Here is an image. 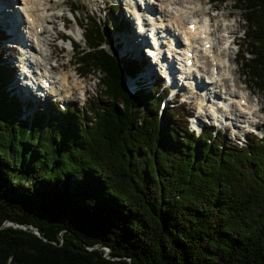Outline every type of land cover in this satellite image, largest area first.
<instances>
[{"label": "trees", "instance_id": "obj_1", "mask_svg": "<svg viewBox=\"0 0 264 264\" xmlns=\"http://www.w3.org/2000/svg\"><path fill=\"white\" fill-rule=\"evenodd\" d=\"M230 1L234 62L264 98V0ZM109 9L77 24L86 49L71 42L78 76H97L84 106L23 117L0 57V264H264V138L190 132L159 79L130 93L138 66L106 49L127 27Z\"/></svg>", "mask_w": 264, "mask_h": 264}, {"label": "rangeland", "instance_id": "obj_2", "mask_svg": "<svg viewBox=\"0 0 264 264\" xmlns=\"http://www.w3.org/2000/svg\"><path fill=\"white\" fill-rule=\"evenodd\" d=\"M11 2L13 4L15 3L14 5H16L19 8L21 0H14V1L11 0ZM37 2L43 3L44 0H37ZM47 2L48 0H45V4H47ZM109 2H119L120 3V7H121L120 10H122L123 13L120 14L119 10L116 9V12L112 13V15L119 18L121 21H125L129 24V27L126 31V35H128V32L130 33L133 30V27L136 26L135 23H138V20H136V17H137L139 20L140 18L146 19V21L142 19L144 22L142 24V27L143 29H145L146 33L149 32V37H150L153 31L160 29L157 27L151 28V24L156 25L159 19H160V22L157 23V25L161 26L163 23H166L162 20V19H165V17H163L164 14L161 13L162 9H165V8L169 9L170 11H173L174 7L178 11H179V8L186 10L187 15H188L186 17L188 21L192 20V18H196L198 21H203L205 18L209 16L211 17L214 16L215 19L217 20L216 21L217 26L215 25L217 28L216 27L211 28L209 37H211L210 40L213 43L212 47L218 50L217 51L218 53L219 52L221 53V51L223 52L222 64L224 65L226 61L225 57L227 55L229 56V60L231 61V62L229 61V64L231 65V69H233V72H234L233 74L234 81L232 80V82H229L228 87H231L233 83H235V85H238V87L242 90V92L248 95L247 98L249 99V103L251 102L250 106L255 107V109L259 110L258 113L253 115L254 117L252 119L253 122L256 123V125L259 128L258 133H256L255 137L258 139H261L262 137H264V124H263L264 98L257 92L255 87H253V84L249 83V81L247 82L246 78H244V76L241 75L242 73L240 71L239 65L235 64L234 62L235 60L234 56L236 54V49L234 45L239 43L240 31L242 30V27L244 25L240 20V17H241L240 13L233 10L232 5H231L232 2L230 0H226V2H224L221 5L215 2H212L210 0L209 1L208 0H176L177 3L175 5H171L170 3L166 5L165 8H164V5L161 6V3L166 2V0H148L150 4L148 6L149 11H147L146 9L145 14L144 13L140 14L141 12L139 13L138 11L141 8H137L136 5H133L131 3V0H103V2L102 0H55V1L51 0L52 4L51 5L47 4L49 11L47 12L42 11L39 14L40 16H42V19H41L42 24H43L42 28H44L46 32L43 33L41 37L38 38V40H33L32 46L35 47L36 51H38L37 53L34 52L36 55L35 54L33 55H34V58L40 63L36 71L44 72L46 75L48 74L51 77V79H53V82H54L53 85L57 88L56 92L54 93L59 94L60 97L55 94H52L51 96L48 97V99L46 98L45 101L40 100L37 103L38 106L44 108V110L48 109L51 103H56V104L58 103L57 105L58 107H60V109H65L69 104H72V103L78 106H84L86 99L88 100L90 99V97L95 96L97 94V88L95 84L97 82L96 80L97 76L95 75V73L93 75H89V76L86 75L84 77L76 75L77 72L75 71L74 69L75 67L73 65L74 49L73 50L70 49L68 45V41L61 43L58 40V38H56V36H58L61 32L60 27L62 23L58 18L55 19L54 17L60 15L63 21L67 23L66 17H69V14L67 13L68 8L71 7V4L76 5L78 9L77 11L73 12L71 17H69L70 22L67 25L68 30L66 29L63 31H65L66 35L71 34L75 38L74 39L75 41H74L72 40L71 37L68 36L69 40L81 46V48L86 49V47L82 46L81 44L82 38L81 39L78 38V36H80V30L77 28L76 24H78L79 22H82L83 19L86 17V14L96 15L99 21L103 23L105 19L104 15L105 14L107 15V13L110 10L109 5L111 3ZM209 2L211 5L210 7H214L216 9L215 11H211L208 9L207 4H209ZM103 3H105L106 6L103 7ZM139 3H141V1H139ZM43 8L44 6L39 5V9H43ZM125 10H127V12H125ZM209 12H211V15L208 14ZM218 25L221 26V29L219 30H218ZM169 26L173 28L171 24ZM19 32L21 34L24 33L25 37H27V40H30V36L28 33H25L26 30H24V28L19 26ZM122 34H123V31L118 34L115 31H113L110 35H107L109 37L108 40L111 43H110V46L106 47V49L112 48L113 46H115L117 42H124L126 44L127 38L123 37ZM225 35H228V36H225ZM232 37H234L233 45H229L228 47H226L225 46L227 45L226 42H228V40ZM29 42L30 41H28L27 43ZM48 43L51 44L50 45L51 47L47 45ZM164 43L166 42L163 41L161 43L160 50H166L167 54H172L170 51L168 52L167 47L164 45ZM29 49L30 48L27 47L26 49L21 50L18 46H13L11 41H7L4 39L1 41V44H0V55H1L0 57L3 63V66L6 67L11 72V77L9 78V80H7L8 89H7V86L5 85L6 90L20 99H22L23 93L19 92V90L20 89L25 90V88L22 87L21 84L22 83L24 84L25 82L29 83L28 76L27 77L22 76L21 71H24L26 72L27 75H29L31 73H29V71L28 72L25 71V68L26 70L33 69V67L31 66L32 57H30L28 54L26 55V52L29 51ZM123 50H124V46L120 47V51H123ZM22 51L25 52L23 56H21ZM121 53L122 52H120V55ZM130 54L132 57L133 52L130 51ZM200 56L201 55L198 53L199 58H201ZM137 59L141 62L142 69L145 71V68L149 65V63L145 61L144 54L139 52V58ZM49 67H51L50 68L51 70L47 71V68ZM153 69L154 70L159 69V66H155L153 67ZM155 75L156 73L153 75L152 79H154ZM69 76L70 78L68 79L69 80L68 84H65V85L61 84L63 83L62 78L69 77ZM143 76L146 79V76L145 75ZM162 76L166 77L167 79V76H165V74H162ZM156 78L161 79L157 75L154 80L155 85L158 83V80H156ZM75 80L78 81L79 83L80 82L84 83V88H83L85 90L84 93H83V90L79 88L78 84L74 83ZM185 81L187 80L185 79L183 80V85L180 84L179 82V85L175 86V90L178 89V92L181 94V98L176 101L178 103L185 101V104H183L182 106L186 114L188 115L193 114L194 116L198 117V125L194 127L195 130L199 129L203 123H206V121L208 123L210 122V124L211 123L213 124L214 122L210 121L209 116L213 114L216 118L217 116L220 117L221 116L220 113H223V111L218 110V113H217L216 107L223 106L227 108V110H229L228 112H230V114H228L227 112L224 113L226 115L228 114L227 115L228 118H226V115H225L226 119L224 120V122L227 124L231 123L232 127L231 129H228V128L225 129V127L221 126L219 131L222 132L229 141L243 142L244 138H243L242 133L244 131L249 132V130H252V128L247 125L249 120L252 121L251 120L252 116H249L248 114L247 116L244 115V117H241V118L239 116H236L235 114L237 113L239 114L238 107L232 108L227 102H225L224 99L222 100L221 98L218 97V95L220 94L219 89L213 88V86H209V85L206 88H211L213 91V94L217 93L216 96L218 98L217 99L209 98L207 102H204L203 104H199L200 103L199 101L202 100L203 94H201V92L193 93L189 91L190 89L188 86H191V84L188 83V81L187 82ZM12 83L14 84V87H15L14 89H13ZM164 84L165 82L162 85ZM212 91L210 93H212ZM64 92H66L67 95ZM235 92L238 93L239 89H236ZM31 95H33V93L30 92V96ZM220 97H222V95H220ZM169 98H170V95H168L167 99L165 100V103H168L167 101L169 100ZM199 105L201 106V108L199 107ZM38 106L36 107V105H34L33 102L32 103L29 102V106H28L29 108L23 109L22 116L25 117L28 113L34 112L35 109L38 108ZM159 107L161 108L162 106L160 105ZM230 120H233V121H230ZM235 125L237 126L233 127ZM190 128H193V126L191 125ZM4 225L9 226V224H5V223L3 224V226Z\"/></svg>", "mask_w": 264, "mask_h": 264}, {"label": "bare ground", "instance_id": "obj_3", "mask_svg": "<svg viewBox=\"0 0 264 264\" xmlns=\"http://www.w3.org/2000/svg\"><path fill=\"white\" fill-rule=\"evenodd\" d=\"M138 1H141V0H138ZM170 3H171V5H175L177 2H176V0H166V2L161 3V6L164 5V8H165V6L170 4ZM14 4L13 3L11 4V0H0V28H2L7 34H9L6 37H4V39L10 38V41L12 42V45H16V46L20 45L18 47H20L21 50L22 49L24 50L27 47L30 48L29 51L26 52V55L28 54L30 57H32V61L34 62L33 69L35 71V69L40 65V63L34 58L33 54L37 53L38 51H36L35 47L32 46V41L33 40H38V38H40L41 35L46 32L44 30V28H42V26H43L42 21H41L42 16H40L39 14L42 11H45V12L49 11V8H48L47 4L51 5L52 3H51V0H48L47 4H45V0H44L43 3H39V2H37V0H21L19 7L21 8L20 11H21V13H22V15L24 17L25 24H26V29H28V34L30 36V40H27V37H25L24 33L21 34L19 32V28L18 27L20 26V24L23 23V21H22L23 18L20 15L19 11L17 10L18 7L16 5H14ZM39 5L40 6H44V8L43 9H39ZM143 5H144V8L147 9V11H149V9L147 8V6L149 5V2L147 1V3H145V4L143 3ZM104 6H106L105 3H103V7ZM173 11H174V13H173ZM173 11H170L169 9H166V8L162 9L161 13H163L164 14L163 17H165V19H162V20L164 22H166V23H163L161 26L157 25V23L160 22V19H159V21L156 23V25L151 24V28H155V27L160 28L159 30L153 31L151 33V35H150L151 39L155 35V37L153 39V43L158 41V39L156 37L158 35L159 39H160L159 45H161V43L163 41H165L166 43H164V45L167 47L168 52L170 51L171 53H173V51H180L179 47H176V45H175V40L180 35L182 37L185 45H187V47L195 49V58H193V63L194 64L198 63L199 66H200L197 69V71H202L203 72L202 66L203 67L209 66V68L211 70L213 69V67L216 69L215 77L211 76V75L209 77L207 75L205 78L209 82V84H208L209 86H213V88L219 89L220 94L218 95V97L220 98V95H223L222 99H224L232 108L239 107V109H238L239 114L237 113L235 115L239 116L240 118L244 117V115L247 114L246 111L248 109V114L250 116H252L251 117V120H252L253 117H254L253 114H255V110H257V109H255V107H251L250 106L251 102L249 103V99L247 98L248 95H246L243 92H240L238 95L235 94L233 89H230L232 86H234V88H236L238 86V85H235V83H233L231 85V87H228V88L226 87V83L232 82L233 74H234L233 69H231V65L229 64V61H230L229 60V56L227 55L225 57L226 61H225L224 65H223L222 64L223 52L221 51V53L220 52L218 53L217 52L218 50H216L215 48L212 47L213 43L210 40L211 37L207 38V35H204V38H201V33L205 34L206 32H208L210 30V27L212 28V27H216L217 26V24H216L217 20L215 19V17L214 16H212V17L209 16V17L205 18L203 21H198L196 18H192V20L188 21V19L186 17V16H188L186 10H184L182 8H179V11H178L174 7ZM54 18L57 19V16H55ZM136 20H138V22L140 21L141 23H144L141 18L139 20L136 17ZM152 23H153V21H152ZM188 23L193 24V30H189L187 28V24ZM170 24L173 26V28L169 26ZM117 26H118V24H117ZM117 26H116V28L118 29ZM37 29H38V33L36 32ZM117 29L114 30L117 34L121 33L123 31V30H117ZM132 31L130 33L128 32V35H126L127 36V42L129 43L130 48L133 51V54L135 55V57L139 58V48L143 44L144 40H143V38H141V40H139V42H136V37L137 36ZM129 37H130V39H129ZM172 38H173L174 42H171ZM231 39H232V41H234V37H232ZM17 41H21V44H18ZM28 41H30V42L27 43ZM206 43H209V45L211 46V49H210V51L208 50V51L203 52V53L206 54V55L211 54V57L206 59V58H202L200 56L201 58H199L197 50H198V48L200 47L201 44H206ZM47 45L49 47H51L50 46L51 44L48 43ZM115 47H117V49H120L121 42H117L115 44ZM24 53L25 52L22 51L21 52V56H23ZM224 54H225V52H224ZM177 55H178V53H177ZM144 56L146 57V55H144ZM178 56H180V55H178ZM154 57H156V58H154ZM154 57H153L154 59H158L159 60V56L158 55L155 54ZM181 58H183L182 54H181L180 57L177 58V60H179L178 61L179 62L178 66L181 69H185L186 71L189 72L191 69H188L187 67H185V68L182 67V63L180 62ZM140 63L141 62H138V64H140ZM164 65L166 66V65H169V64H164ZM25 71H27L26 68H25ZM154 71L155 70L150 66V63L145 68V71L142 69L141 64H140L139 73L142 76L143 75L146 76V79L143 76L144 77L143 82L145 83V85H144L145 89L149 90L152 86L155 85V81H154V79H152L153 75L155 74ZM195 71H196V69H195ZM166 72L168 73V72H172V71L170 69H167ZM38 73H41V72H38ZM41 74H45V73L43 72ZM33 75L36 76L34 73H33ZM33 75H32V71H31V74L28 75L29 84L32 83V81H34V80L36 81V78ZM45 76H47V75L45 74ZM69 78H70V76L62 78L63 79V83H61V84H63V85L68 84V82H69L68 79ZM48 79L51 80L50 81L51 85H50V88H49L51 90H49L48 94L46 95L47 99L52 94H55V95L60 97L59 94L54 93V92H56L57 88L53 85L54 84L53 79H51V77H49V76H48ZM35 81H34V83H35ZM172 81L175 82V79L173 80V78H172ZM187 81H189L188 83L192 84L190 78H188ZM25 83H27V82H25ZM74 83L78 84L79 88L82 89L83 92L85 91L83 89L84 88V83L83 82L79 83L78 81L75 80ZM196 83H198V82H196ZM205 85L208 86L204 82L203 83L199 82L198 83V87H196L197 90H193V88L188 86L189 89H190L189 91H191L193 93L201 92V94H203L202 95V100L199 101L200 102L199 104H203L204 102H207L209 100V98H213V99L214 98L215 99L218 98L216 96L217 93L213 94V91H212V93L208 92V89H211V88H206ZM12 86H13V89H14L15 87H14L13 83H12ZM34 86H35V84H34ZM60 86H62V85H60ZM227 86H228V84H227ZM24 87H25V89H28L27 86H24ZM52 88H53V90H52ZM19 92L23 93L25 91L24 90L23 91L19 90ZM64 93H66V92H64ZM66 95H67V93H66ZM214 96H216V97H214ZM241 101L244 104L243 107H242V105H240ZM247 103H248V106H247ZM199 107L201 108L200 105H199ZM220 107L224 108V110H226V111H229V110H227V108H225L223 106H218V107H216L217 113H218V110H219ZM241 108H243V109L241 110ZM257 111L259 112V110H257ZM227 113L230 114V112H227ZM212 117L216 118L214 115ZM226 118H228V117H226Z\"/></svg>", "mask_w": 264, "mask_h": 264}, {"label": "water", "instance_id": "obj_4", "mask_svg": "<svg viewBox=\"0 0 264 264\" xmlns=\"http://www.w3.org/2000/svg\"><path fill=\"white\" fill-rule=\"evenodd\" d=\"M4 223H5V224L12 225V224H11V221H6V222H4ZM14 227H19V228H22V229H23L22 226L17 225V224H14ZM28 229L31 230L32 233H34V234H36V235L38 236V233H37V231H36L34 228H32L31 226H28ZM104 251H105V254H104V255L107 256V249H105Z\"/></svg>", "mask_w": 264, "mask_h": 264}]
</instances>
